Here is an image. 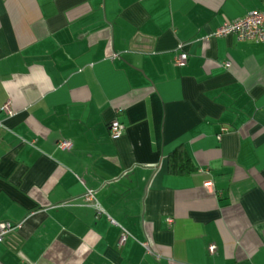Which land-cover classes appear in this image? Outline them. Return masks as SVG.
<instances>
[{"label":"crops","instance_id":"obj_1","mask_svg":"<svg viewBox=\"0 0 264 264\" xmlns=\"http://www.w3.org/2000/svg\"><path fill=\"white\" fill-rule=\"evenodd\" d=\"M252 10L0 0V264H264V41L212 36Z\"/></svg>","mask_w":264,"mask_h":264},{"label":"built area","instance_id":"obj_2","mask_svg":"<svg viewBox=\"0 0 264 264\" xmlns=\"http://www.w3.org/2000/svg\"><path fill=\"white\" fill-rule=\"evenodd\" d=\"M233 35L240 41L254 40V41H264V10H252L247 12L242 17L224 21L212 34L214 37ZM183 44H179L173 62L176 66L183 67L187 64L189 60V54L183 49ZM226 66H230L231 62L229 60L224 63ZM2 110L8 115L13 114V109L11 106V101L8 100L3 106ZM125 129V125L118 118L110 122L109 130L112 138L117 139L122 136ZM227 127L222 128V132L219 133L221 137L222 133L227 131ZM72 146L71 141L61 140L58 143L60 148H70ZM211 182L206 183L207 188L211 186ZM83 204L89 205L95 208L97 216L105 213L102 208L95 189L86 188L85 192L82 194ZM168 221L171 223L173 219L169 218ZM18 227H21V223L15 224L11 221H0V243L4 242L11 232H13ZM133 237V234L125 227L121 226V235L118 240L119 246H122L125 241ZM147 250H150L147 241L142 243ZM210 252H215L216 245L211 244L209 246Z\"/></svg>","mask_w":264,"mask_h":264},{"label":"trees","instance_id":"obj_3","mask_svg":"<svg viewBox=\"0 0 264 264\" xmlns=\"http://www.w3.org/2000/svg\"><path fill=\"white\" fill-rule=\"evenodd\" d=\"M173 156H174V154H173ZM186 156V155H185ZM184 162H185V164L184 165H186V159H184ZM177 162H176V160H175V164H176ZM181 166H183V165H181ZM173 171H177V172H182L183 171V169H178L177 167H176V165L174 166V164H173ZM188 171V170H187Z\"/></svg>","mask_w":264,"mask_h":264}]
</instances>
